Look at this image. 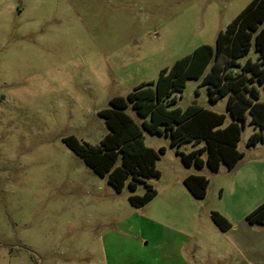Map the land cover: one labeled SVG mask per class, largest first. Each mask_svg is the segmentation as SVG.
Instances as JSON below:
<instances>
[{
  "label": "rangeland",
  "instance_id": "obj_1",
  "mask_svg": "<svg viewBox=\"0 0 264 264\" xmlns=\"http://www.w3.org/2000/svg\"><path fill=\"white\" fill-rule=\"evenodd\" d=\"M251 1L0 0V264H164L162 241L220 232L210 213L247 201L253 192L239 191L247 186L240 167L264 156V141L247 144L248 122L237 145L241 166L217 172L186 167L177 154L204 141L171 146L169 135L144 131L145 145L165 153L156 161L160 177L145 179L157 194L140 208L128 197L143 195L145 183L132 191L127 179L116 192L63 139L99 145L108 128L98 112L111 98L154 83L198 46H214ZM175 95L173 108L198 104L225 114L224 125L232 121L227 97L210 102L201 80ZM125 112L141 126L130 105ZM191 174L209 180L203 199L183 183ZM249 183L261 188L264 174Z\"/></svg>",
  "mask_w": 264,
  "mask_h": 264
},
{
  "label": "trees",
  "instance_id": "obj_2",
  "mask_svg": "<svg viewBox=\"0 0 264 264\" xmlns=\"http://www.w3.org/2000/svg\"><path fill=\"white\" fill-rule=\"evenodd\" d=\"M252 51L257 54L255 60L249 57ZM241 58H246L243 65L239 62ZM237 69L240 71L234 74L232 71ZM189 79L201 80L212 103L226 96V109L232 121L224 125L225 114L198 104L173 108L177 102L175 94L182 92ZM260 87L264 88V0H252L218 33L214 46H198L171 67L160 70L154 83H142L125 97L111 98L109 107L98 112L108 128L99 145L81 143L74 136L64 138L63 142L98 176H107L116 192L122 191L127 179L129 189L134 191L145 179L160 177L156 161L165 148L156 151L147 147L144 131L169 135L171 146L204 141L202 147L188 153L177 151L186 167L206 165L217 172L224 164L232 169L243 158L237 145L247 122L255 130L247 144L254 146L264 141V101L260 100ZM129 105L143 119L141 126L125 112ZM203 153H207L205 160L201 157ZM183 183L194 198L206 196L209 180L205 176L188 175ZM145 187L143 195L128 197L133 207H143L156 196L151 185L145 183ZM210 217L221 231L231 227L216 211ZM246 220L251 225H264V203L250 212Z\"/></svg>",
  "mask_w": 264,
  "mask_h": 264
},
{
  "label": "crops",
  "instance_id": "obj_3",
  "mask_svg": "<svg viewBox=\"0 0 264 264\" xmlns=\"http://www.w3.org/2000/svg\"><path fill=\"white\" fill-rule=\"evenodd\" d=\"M244 158L245 155L232 169L241 166ZM259 159L260 162L248 160L247 164L240 167L241 177L245 182L247 179V186L244 184L239 191L253 192L247 195V201L238 205L233 203L229 210L222 208V211H218L231 227L227 231H221L215 225L220 232L212 237L187 236V239L173 244L162 241L160 251L164 264H264V225H249L246 220L250 212L264 203V185L258 188L249 183L254 175L261 177L264 174V156L259 155ZM223 193L221 188L220 198ZM238 211L240 215L236 220L233 217Z\"/></svg>",
  "mask_w": 264,
  "mask_h": 264
}]
</instances>
